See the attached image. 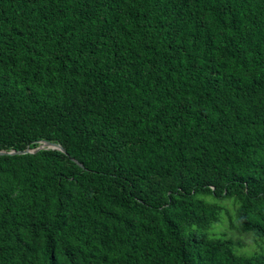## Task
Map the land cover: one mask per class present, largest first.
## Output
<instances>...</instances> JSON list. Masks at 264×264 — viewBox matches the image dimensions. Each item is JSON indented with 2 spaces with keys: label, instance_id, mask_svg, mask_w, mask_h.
Instances as JSON below:
<instances>
[{
  "label": "trees",
  "instance_id": "obj_1",
  "mask_svg": "<svg viewBox=\"0 0 264 264\" xmlns=\"http://www.w3.org/2000/svg\"><path fill=\"white\" fill-rule=\"evenodd\" d=\"M44 141L0 264H264L208 235L264 239V0H0V150Z\"/></svg>",
  "mask_w": 264,
  "mask_h": 264
},
{
  "label": "rangeland",
  "instance_id": "obj_2",
  "mask_svg": "<svg viewBox=\"0 0 264 264\" xmlns=\"http://www.w3.org/2000/svg\"><path fill=\"white\" fill-rule=\"evenodd\" d=\"M224 211L221 213L220 222H216L208 231V235L224 234L226 237L231 238L235 247L234 250L239 255H253L264 252V239H255L253 233L247 234L238 232L230 227V216L233 217V207L229 201L222 203Z\"/></svg>",
  "mask_w": 264,
  "mask_h": 264
},
{
  "label": "water",
  "instance_id": "obj_3",
  "mask_svg": "<svg viewBox=\"0 0 264 264\" xmlns=\"http://www.w3.org/2000/svg\"><path fill=\"white\" fill-rule=\"evenodd\" d=\"M45 149H55V150H59L63 153H65V149L57 144V143H51V142H41V144L35 148H26L24 150H21V151H15V150H12V151H3V150H0V154H8V155H14V154H28V153H31V154H34L40 150H45ZM77 164H79V166L83 167V165L81 163H79L78 161L74 160Z\"/></svg>",
  "mask_w": 264,
  "mask_h": 264
}]
</instances>
